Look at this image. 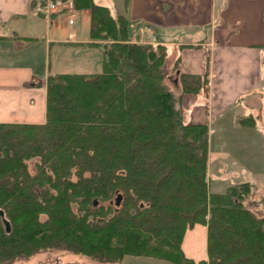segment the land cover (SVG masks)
I'll use <instances>...</instances> for the list:
<instances>
[{
    "label": "trees",
    "instance_id": "obj_1",
    "mask_svg": "<svg viewBox=\"0 0 264 264\" xmlns=\"http://www.w3.org/2000/svg\"><path fill=\"white\" fill-rule=\"evenodd\" d=\"M74 1L90 10L103 70L48 76L44 123L0 122V211L12 226L0 214V264L48 250L112 264L128 255L264 264V215L246 204L252 184L211 192L209 126L185 120L183 94L207 90L208 75L181 73L175 92L166 44L133 39L127 17ZM196 224L207 227L198 261L183 249Z\"/></svg>",
    "mask_w": 264,
    "mask_h": 264
},
{
    "label": "crops",
    "instance_id": "obj_2",
    "mask_svg": "<svg viewBox=\"0 0 264 264\" xmlns=\"http://www.w3.org/2000/svg\"><path fill=\"white\" fill-rule=\"evenodd\" d=\"M36 1L0 0V122L44 123L48 76L103 70L104 48L90 44V10L76 9L74 16L82 12L84 23L78 32L76 18L69 22L70 13L40 15L34 11ZM93 1L108 7L115 17L123 15L133 22V39L166 44L169 54L174 50L170 65L178 62L171 87L175 92L181 90V73L208 75L207 90L183 94L185 120L208 124L210 150L214 135L234 136V144L224 150L236 149L240 154L227 156V162L237 177L248 171L260 182L257 176L264 175V0ZM59 20L73 26L71 32ZM142 25L150 31L140 34ZM69 66L76 71L66 70ZM208 165L210 186L221 187L223 179L211 181L213 172L222 173L221 167L210 161ZM244 181L252 184L251 180L238 183ZM202 230V253L188 252L183 242L185 254L197 261L207 258V227Z\"/></svg>",
    "mask_w": 264,
    "mask_h": 264
},
{
    "label": "rangeland",
    "instance_id": "obj_3",
    "mask_svg": "<svg viewBox=\"0 0 264 264\" xmlns=\"http://www.w3.org/2000/svg\"><path fill=\"white\" fill-rule=\"evenodd\" d=\"M69 15V14H68ZM82 12L77 13L74 18L78 21L77 28L78 32H80L84 26L82 21ZM59 23L63 25L64 28L68 29V32H71V29L73 26H65L64 22L59 20ZM60 24V25H61ZM65 30V29H64ZM142 42H148L143 41ZM174 57V50H170V54L168 55V67L170 76L172 77V81L169 84L171 87L174 85V79L177 76V70L175 67L170 65V61ZM84 58H80L79 60H83ZM68 71H76L73 70L75 68H72L71 66L65 68ZM91 69V68H90ZM95 69H98L97 66ZM78 71H82L78 69ZM52 73V72H51ZM224 137H226L224 139ZM234 136H219L214 135L212 138V148L210 150V158L209 161L212 164H218L221 167L222 173L220 175L214 174V172L211 174V181L212 183H215L217 179H223V184L221 187L217 186H210V189L212 192H223L225 188L228 185L238 183L243 180H251L252 181V194L248 197L246 204L251 207L252 210H254L259 215H264V185L261 182H264V175L257 176L259 178L260 182H257V178H252L253 176L248 173V171L245 173L244 176L238 175L234 173L231 163L227 162V156H236L239 155L240 152H238L236 149L232 150L230 148H227V150H224L225 146L227 144H234L233 141ZM223 141V142H222ZM249 153V152H248ZM247 160V158H245ZM253 158H249L248 161H251ZM38 159H32L29 161L30 169L34 172L36 168V162ZM235 162V161H232ZM260 163V161H259ZM236 164V162H235ZM234 164V166H235ZM258 165V164H255ZM231 170V171H229ZM116 197L113 198L112 202L113 205L116 207H119L120 205L116 204ZM99 204V203H98ZM97 204V205H98ZM95 205V206H97ZM197 227H194L193 229H188L187 231L191 230L190 233H186L184 237V247L186 246L188 249V252L192 254H200L203 252L204 244H205V237L203 236V230L202 226L203 224H196ZM11 264H112V263H103L99 261L92 260L86 256L70 253L66 251L61 250H48L41 253L36 254L33 257L30 258H21L16 260L14 263ZM115 264H176L174 262L155 258V257H146V256H135V255H128L125 257L123 263H115Z\"/></svg>",
    "mask_w": 264,
    "mask_h": 264
},
{
    "label": "built area",
    "instance_id": "obj_4",
    "mask_svg": "<svg viewBox=\"0 0 264 264\" xmlns=\"http://www.w3.org/2000/svg\"><path fill=\"white\" fill-rule=\"evenodd\" d=\"M34 11L38 14L50 16L56 12H74L75 3L74 0H37L34 5ZM73 16V17H72ZM69 22L73 24L75 22L74 15L71 14ZM150 28L141 27L140 32L144 33Z\"/></svg>",
    "mask_w": 264,
    "mask_h": 264
},
{
    "label": "water",
    "instance_id": "obj_5",
    "mask_svg": "<svg viewBox=\"0 0 264 264\" xmlns=\"http://www.w3.org/2000/svg\"><path fill=\"white\" fill-rule=\"evenodd\" d=\"M122 198H123V195H122V194H118V195H117V198H116V204H117V205H120V204H121ZM94 204L97 205V204H98V201L96 200V201L94 202ZM0 214H1V216L3 217L4 223H5V225H6V230H7V232H10L11 229H12V226H11L10 221L5 217V213H4L3 210L0 211Z\"/></svg>",
    "mask_w": 264,
    "mask_h": 264
}]
</instances>
